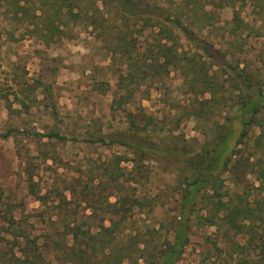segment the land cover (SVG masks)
I'll use <instances>...</instances> for the list:
<instances>
[{"label": "rangeland", "instance_id": "374dc122", "mask_svg": "<svg viewBox=\"0 0 264 264\" xmlns=\"http://www.w3.org/2000/svg\"><path fill=\"white\" fill-rule=\"evenodd\" d=\"M14 1L0 0V134L11 131V136L0 137L1 199L8 196L13 203L10 215L21 220L20 229L43 237L40 243L46 257L35 259L36 264H77L60 259L61 251H48L51 241L44 235L61 239L70 222L85 239L91 237L87 232L95 233L101 225L112 226L111 215L123 231L121 237L126 233L138 236L130 244L141 241L138 247L143 249L144 241L153 240L147 260L129 259L122 264H152L173 242L181 215L186 190L177 169H184L207 145L212 128L232 116L238 74L251 81L264 80V0H136L158 3L166 16L179 15L199 39L213 45V50L235 56L233 73L230 68H220L219 106L198 118L191 107L203 93H188L187 81L195 73L188 65L208 58L176 28L181 61L164 74L148 67L135 98L145 110L144 114L135 112L138 126L129 115V110L136 111L135 106L115 102L125 64L112 55L108 45L117 42L114 35L119 27L133 36L136 46L143 47L163 23L141 19L127 22L116 5L106 8L103 0H65L73 8V14L63 17L65 35L46 43L36 26L27 27L15 15ZM40 1L35 0L27 20L38 22L35 13L40 15L44 8ZM238 19L248 28L236 27L242 23ZM41 26L39 23L38 28ZM213 69L218 68L215 65ZM37 132H59L66 138L44 137ZM133 133L141 144L148 139L156 142L153 156L157 158L136 155L120 142L130 141L127 135ZM166 141L171 150L164 148ZM164 151L168 157L162 161L165 155L159 154ZM28 168L35 184L26 181ZM221 176L222 190L216 194L215 190L208 191L214 193L211 200L222 196L228 200L237 191L249 196L256 193L255 175L246 176L242 182L230 171ZM119 184L123 193L116 188ZM44 194L49 196L47 204L40 200ZM63 195L72 202L66 203ZM202 195L203 191L198 192L195 204L190 203L197 223H193L190 243L175 264H239L234 245L244 244L246 235L205 223V203L199 199ZM124 198L131 209L123 216L120 209ZM206 198L210 199L209 194ZM6 209L1 203L0 217ZM57 215H65L66 223ZM14 230L19 231L18 226L0 224V236ZM125 243L121 241L119 247ZM96 244L93 249L100 251L102 244Z\"/></svg>", "mask_w": 264, "mask_h": 264}, {"label": "trees", "instance_id": "16d2710c", "mask_svg": "<svg viewBox=\"0 0 264 264\" xmlns=\"http://www.w3.org/2000/svg\"><path fill=\"white\" fill-rule=\"evenodd\" d=\"M41 1L40 4L44 6L43 11L40 15L35 13L38 22L30 21L29 17H27L28 20L26 19L27 12L30 11L35 0H15L14 13L20 16L19 19L27 24V27L31 24L36 26L42 40L51 43L65 35L66 21L63 17L73 14V8L65 0ZM103 4L106 8L116 5L118 13L123 14L127 22H136V20L141 19L148 23L152 22V24L157 21L163 23L160 31L151 41H146L143 47L136 46L133 36L119 27L118 33L114 35L117 42L108 45L112 55L119 56L125 64L120 72L119 96L115 102L119 106H135L136 111L129 110L130 119L134 125L138 126L134 118L137 115L135 112L139 111L138 114L145 112L142 105L135 103V98L139 82L146 79L148 67L155 68L158 73L164 74L170 71L171 66H179L181 61L178 55L180 54L178 51L180 38L175 32L176 28L182 30L189 42L200 47L208 58L194 61L188 65L189 70L191 67L192 72H195L192 74V79L187 81L189 83L188 93L195 95L203 93V98L193 101L192 114L202 118L206 114L210 115L211 111L219 106L218 76L221 75L220 72L222 71L220 68L222 67L224 70L230 68V72L233 73L234 54H219L218 51L213 50V45L205 44L203 40L199 39L194 31H191L183 23L179 15L166 16L165 11L163 12L164 8L160 7L158 3L151 5L149 3L142 4L141 1L136 0H103ZM94 10H98V8L95 7ZM239 21L242 23H238L239 25H235L236 27L239 29L248 28L245 21ZM39 23L42 26L38 28ZM221 59L223 60L221 61ZM215 65L218 69H213ZM238 77L236 86L233 84V89L237 91V98L230 107L232 108V116L224 117V123L212 128L211 138L207 145L190 158L184 169H177L186 190V193L183 194L181 215L174 228L173 242L162 251L159 257H155L152 264H175L181 258L186 246L190 243L193 223H197V220L192 218L193 210L189 209L190 203L195 204L200 191L204 192V195L200 196L199 199L205 203L206 213L202 215L205 223L219 227L227 226L246 235L244 244L236 243L234 245L236 247L234 252L237 254L239 264L243 262L264 264V80L251 81L247 76L242 78L241 74H238ZM207 94L209 96H206ZM221 97L223 98V95ZM35 134L50 138H66L59 132H52L49 135L40 132ZM9 136H11V131L0 134V137L4 138ZM127 136L130 141L120 142H125L124 144L129 146L134 154L157 158V155L153 156L156 153L154 140L148 139V143L142 142L141 144L136 134ZM164 148L171 150L172 146L166 141ZM175 148L178 149L176 145ZM244 154L248 156L246 159L241 158ZM159 155H165L162 161L168 157V153L165 154V151ZM30 171L28 168V175H25L26 181L35 184L34 175ZM225 171H230L237 179L236 181L240 180L238 182H242L248 175H255L258 184H254L253 188L256 193L249 196L237 191L234 195L230 194L226 198L228 200H225L223 196L221 198L216 195L219 198L211 200L214 193L211 194L208 191L215 190L216 194L220 189L222 190L224 182L221 175ZM117 186H119L116 187L117 190L123 193L122 184ZM206 194H209L210 199L206 198ZM7 197L6 200L0 197V204H4L7 208L3 216L0 217L2 218L0 224L18 226L19 231H9L8 235L0 236V264H36L35 259L41 260L46 257V253L41 249L43 244L40 243L43 237H33L23 228L20 229L22 222L15 215H10L14 206ZM48 197L47 194H44L40 200L42 199V203L47 204ZM63 198L66 203L72 202L71 199L68 201L66 195H63ZM121 202L122 209L120 212L124 216L131 207H126L125 198ZM14 205L17 204L14 203ZM57 217L61 223H66L64 222L67 220L65 215H57ZM110 218L112 226L101 225L95 233L87 232L88 236L91 237L85 239L81 238L82 231H77L75 226L67 222V230L61 233L63 234L61 239H57L53 234L44 235L45 240L51 241L48 251H61L60 259L75 261L77 264H122L129 259L147 260L149 258L147 256L151 254L150 250L154 247L153 240L144 241L145 247L139 249L138 243L141 241L136 242L135 245L134 241L130 244V241L138 236L133 237L130 233H126V236L121 237L120 234L123 231L117 227L113 215ZM124 240L126 241L125 245L119 247V243ZM92 241L95 245H92ZM98 242L100 246L102 244V248L100 251H95ZM8 247H11L9 251L7 250Z\"/></svg>", "mask_w": 264, "mask_h": 264}]
</instances>
